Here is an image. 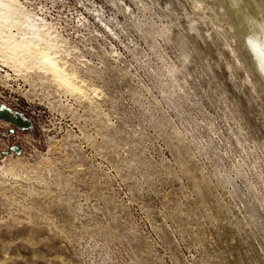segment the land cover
Listing matches in <instances>:
<instances>
[{"label":"rangeland","instance_id":"1","mask_svg":"<svg viewBox=\"0 0 264 264\" xmlns=\"http://www.w3.org/2000/svg\"><path fill=\"white\" fill-rule=\"evenodd\" d=\"M16 1L84 92L0 58V264H264V0Z\"/></svg>","mask_w":264,"mask_h":264},{"label":"bare ground","instance_id":"2","mask_svg":"<svg viewBox=\"0 0 264 264\" xmlns=\"http://www.w3.org/2000/svg\"><path fill=\"white\" fill-rule=\"evenodd\" d=\"M229 2L231 3L230 6L233 7L232 3H235V0H229ZM259 4L262 6V3L259 2ZM256 10L258 11L259 9L256 8ZM23 11L16 0H0L1 60L3 58L2 61L10 67L19 66L24 67L25 70L35 68L39 72L48 74L53 81L63 86V88L82 94L84 91L76 82L78 80L75 75L76 72H68L66 70L67 62H60V58L57 55L59 53L57 35L49 30L50 28L47 27L42 19L39 21L31 18L29 15L24 14ZM236 13L240 19L249 18L242 14L241 11H236ZM253 14L257 15V13ZM250 21L247 27L257 37L252 38L250 33L248 34V49L252 53L254 57L252 59L255 60L264 79V37L262 38L258 33L259 31H257L255 25L256 21ZM262 22L264 23V21Z\"/></svg>","mask_w":264,"mask_h":264},{"label":"water","instance_id":"3","mask_svg":"<svg viewBox=\"0 0 264 264\" xmlns=\"http://www.w3.org/2000/svg\"><path fill=\"white\" fill-rule=\"evenodd\" d=\"M0 119L9 122L15 127L18 128H28L30 126V122L23 118L20 114L14 113L10 111L8 108L0 107ZM14 151L15 154H19L21 148L17 145L10 146L8 150L1 151V156L9 154L10 151Z\"/></svg>","mask_w":264,"mask_h":264}]
</instances>
